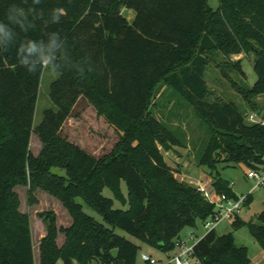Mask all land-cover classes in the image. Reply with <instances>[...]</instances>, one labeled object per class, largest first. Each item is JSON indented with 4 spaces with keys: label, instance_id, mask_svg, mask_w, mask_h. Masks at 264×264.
Masks as SVG:
<instances>
[{
    "label": "trees",
    "instance_id": "obj_1",
    "mask_svg": "<svg viewBox=\"0 0 264 264\" xmlns=\"http://www.w3.org/2000/svg\"><path fill=\"white\" fill-rule=\"evenodd\" d=\"M210 1L0 0V264H36L32 220L21 210L19 187L28 188L31 205L42 191L72 218L70 227L59 228L54 212L39 215L46 227L40 264H137L139 246L117 229L173 254L186 228L214 215L215 205L166 161L163 150L186 143L153 112L162 86L190 104L207 128L199 164L210 170L215 191L239 199L219 167L259 170L264 124H248L234 102L210 103L205 76L209 54L254 56L255 86H233L257 109L255 100L264 96V0H219L218 10ZM124 9L135 12L133 21ZM242 62L233 68L246 78ZM46 65L61 75L50 94L57 111H47L35 129ZM82 98L121 134L101 159L63 135ZM34 133L43 144L39 156L31 152ZM252 198L247 195L245 205ZM79 199L105 224L87 215ZM243 228L264 248V210L249 221L238 215L233 229ZM195 258L198 264H252L233 232L219 236L216 230L199 239Z\"/></svg>",
    "mask_w": 264,
    "mask_h": 264
},
{
    "label": "rangeland",
    "instance_id": "obj_2",
    "mask_svg": "<svg viewBox=\"0 0 264 264\" xmlns=\"http://www.w3.org/2000/svg\"><path fill=\"white\" fill-rule=\"evenodd\" d=\"M210 6L214 10L220 7L219 0H211ZM131 13V14H130ZM130 21H132L133 12L125 10L123 13ZM210 64L207 69L205 80L209 86L208 101L210 103H226L234 102L246 116L255 114L258 118H262L264 114V96L258 97L255 100L257 109L250 106L243 96L234 88L233 83H238L247 89H252L258 81V76L254 70L255 57L246 58L244 55L231 56L227 58L221 53L209 54ZM243 59L242 66L246 78L238 73L234 68V63ZM61 75L53 71L46 65L43 73L39 100L35 113L34 128H38L45 119V113L49 110L57 111V107L50 98L53 83L58 81ZM161 91L157 93L154 101L153 112L155 116L164 122L177 136H182L186 143V147H175L170 151L163 150L167 163L177 173L179 179L195 185L198 182L205 183L210 176V170L206 167H201L199 157L205 150L208 143L207 128L195 115L193 107L181 98L172 88L162 86ZM169 124V125H168ZM248 124H251L248 122ZM63 135L70 142L80 146L97 159H101L113 152L118 142L121 139V134L111 126L104 117L98 115L97 110L87 100L82 98L75 106L72 115L66 122ZM43 149V144L36 133L33 134L31 143V152L35 156H39ZM222 164L219 167L222 176L230 181L233 190L238 197L253 194V200L250 205H243L240 217L249 221L264 210V203L261 201L264 198V186L258 187L257 181L249 179L247 174L250 169L247 166L239 165L236 167L225 168ZM17 192L20 195L22 202V212L29 214L32 220L33 239L35 246L36 264H40V232L44 229L45 223L39 216L44 212H54L57 215L58 227L68 228L72 224V218L69 215L64 205L51 195L37 191L35 200L37 203L31 205L28 188L19 187ZM123 193L128 195V190L123 184ZM104 195L114 199V195L110 189L104 191ZM78 203L84 207V212L96 219L101 224H105L103 218L92 208L86 205L83 200L79 199ZM115 208H123L119 201H115ZM235 219L224 220L216 227L219 236L234 233L235 242L239 247H246L249 251V256L252 264H264V248L256 241L248 228H243L239 231H234L233 222ZM204 223L198 222L196 228H186L181 239L191 243L190 236L194 233L197 240L207 234L204 228ZM116 233L127 238L135 243L140 248L139 259L137 264H144L141 260L142 254H148L163 264H167L171 254L162 252L161 250L151 247L137 238H134L121 229H117ZM65 237L60 234L58 243L61 244Z\"/></svg>",
    "mask_w": 264,
    "mask_h": 264
},
{
    "label": "built area",
    "instance_id": "obj_3",
    "mask_svg": "<svg viewBox=\"0 0 264 264\" xmlns=\"http://www.w3.org/2000/svg\"><path fill=\"white\" fill-rule=\"evenodd\" d=\"M248 122L251 124H264V114L262 118L252 114L248 116ZM249 179L257 181L258 187L264 186V165L259 170H251L247 174ZM198 190L204 195L205 199L211 204L215 205L214 215L208 219L203 225L208 232L216 230L218 224L224 220L235 219L241 212L243 205L247 201V196L239 197L238 200H232L225 195L218 194L213 188L212 184L198 182L195 184ZM191 243L179 239L176 242V251L173 253L170 264H198L199 261L195 258V246L199 240L197 236L192 233L190 236ZM141 260L144 264H163L148 254H142Z\"/></svg>",
    "mask_w": 264,
    "mask_h": 264
},
{
    "label": "crops",
    "instance_id": "obj_4",
    "mask_svg": "<svg viewBox=\"0 0 264 264\" xmlns=\"http://www.w3.org/2000/svg\"><path fill=\"white\" fill-rule=\"evenodd\" d=\"M125 10H127V9H124V10H123V13H124ZM129 11H131V10H129ZM131 12H133V13L135 14L134 11H131ZM130 14H131V13H130ZM135 16H136V15H133V14H132V21L134 20ZM240 56H242V55H240ZM240 56H238V57H240ZM205 183H209V184H212V185H213V179H212L210 176H208V180H207ZM232 187H233V186H232ZM248 195H252V196H253L252 193H249ZM253 199H254V198L251 199L250 203L252 202ZM261 201L264 203V198H262ZM249 205H250V204H249ZM71 225H72V224H71ZM71 225H70V226H71ZM39 234H40V242H41L42 238L45 237V235H46V227H44V229H43ZM33 241H34V239H33ZM64 242H65V239H64V241H63L61 244H59V245H60V246H63Z\"/></svg>",
    "mask_w": 264,
    "mask_h": 264
},
{
    "label": "clouds",
    "instance_id": "obj_5",
    "mask_svg": "<svg viewBox=\"0 0 264 264\" xmlns=\"http://www.w3.org/2000/svg\"><path fill=\"white\" fill-rule=\"evenodd\" d=\"M61 11H63V10H61Z\"/></svg>",
    "mask_w": 264,
    "mask_h": 264
}]
</instances>
